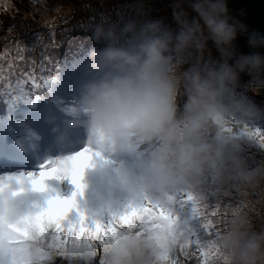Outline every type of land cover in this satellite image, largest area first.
Segmentation results:
<instances>
[{
  "label": "clouds",
  "instance_id": "1",
  "mask_svg": "<svg viewBox=\"0 0 264 264\" xmlns=\"http://www.w3.org/2000/svg\"><path fill=\"white\" fill-rule=\"evenodd\" d=\"M19 3L41 42L53 28L90 34L85 81L65 109L85 147L57 161L68 173L87 150L85 170L109 181L123 210L103 223L41 217L0 184V264H264V34L227 0H172L170 20L138 0L115 20L93 0ZM19 11L0 0V16ZM114 156L129 163L109 166Z\"/></svg>",
  "mask_w": 264,
  "mask_h": 264
},
{
  "label": "rangeland",
  "instance_id": "2",
  "mask_svg": "<svg viewBox=\"0 0 264 264\" xmlns=\"http://www.w3.org/2000/svg\"><path fill=\"white\" fill-rule=\"evenodd\" d=\"M13 2L20 8L19 12L12 13L15 19H12L11 15L0 16V19L4 21L3 24H0V99H5L12 93L17 92V90H19V85L25 86L23 81H28L29 75L34 76L36 63L39 61V58L35 56L31 46L33 41L41 43L40 40L37 39V33L44 31L39 29L37 24L33 23L31 20H23L22 16L26 9L20 5L19 0H13ZM93 2L96 3L97 11H107L112 16V19L115 20L117 10L126 4L136 2V0H103V7L100 6L97 0H93ZM138 2L141 5L143 13L147 17L152 19H171L170 4L172 0H138ZM79 15L87 17L88 13L83 12L79 13ZM36 19L39 20L40 17L37 16ZM9 29H11V32H9ZM54 38L61 46L70 41L79 40L83 42V47L76 45L66 53L62 55L58 54L59 60L62 61V70L60 73H62L64 69L68 70L69 68L76 72L83 63V59L86 55V47L89 43L91 44L90 34H86L79 29H73L71 32L62 35L61 28H53L48 34H45L43 44L47 43L54 48ZM76 55H78V57H76ZM25 56L30 59V61L27 62V72L25 71L26 66H24ZM54 58L55 57H53V59ZM69 61L70 63L68 64ZM65 79L67 81V78ZM64 85V83L58 84L57 89H64L61 88ZM40 86H44V84H40ZM72 93L77 92L76 90H71L70 94ZM256 99L258 101H264V98L259 92L256 93ZM13 118L15 121L14 131L17 133L15 135L16 138L25 137L28 133H32V126L35 125V131L42 140H39L38 148L30 154H22L19 152H13L12 154L9 148H14L16 151H18V149L15 146L7 147L4 142L0 141V180H4L7 177L23 176L26 178L29 175L17 173L16 176H14L19 170H32L31 168H36L34 171L40 172L42 166L45 165L46 162L56 161L59 157V155L56 156L57 153H53V151L62 149V145L60 144L64 137V132H54V129H44L42 123L36 119L34 120V124H32L28 122L27 119L17 114L14 115ZM65 121L66 120L62 121L60 127L67 129L71 139L78 142L84 129L69 128L65 125ZM49 141H52V143H49ZM10 156L16 157L18 160L14 161L11 160V158L6 160L7 158H4ZM117 160L119 164L129 163L119 157H117ZM108 165L117 164L108 163ZM50 167L51 165H49V168ZM38 174L39 173L32 175L37 176ZM83 175L84 179L81 182L83 188L81 191H78L67 179H61L55 176L45 178V191L43 192L32 190L30 183L18 184L11 182V185L14 186L16 191L25 194L24 197H26V199L24 200L26 206L33 211L43 210L47 206L49 199H73L74 206L67 214V219L70 221H77L83 217L89 222L103 223L110 214L118 213L123 210L122 197L115 192H113L111 196L109 195L110 191H112L109 181L106 179H97V173L94 167L86 169ZM54 184H56L58 188L55 196L51 193L52 189L48 186ZM87 193L90 194L88 195ZM96 195H103V197L106 198V206L96 204L92 201L93 198L96 199Z\"/></svg>",
  "mask_w": 264,
  "mask_h": 264
},
{
  "label": "trees",
  "instance_id": "3",
  "mask_svg": "<svg viewBox=\"0 0 264 264\" xmlns=\"http://www.w3.org/2000/svg\"><path fill=\"white\" fill-rule=\"evenodd\" d=\"M43 43L44 41L41 43L33 41L31 46L35 56L39 58V61L36 63L34 76L29 75L28 81H23L25 86L19 85V90H17V92L12 93L5 99H0V129L6 128L11 120V115L15 110H18L19 107H34L37 111L38 109L51 108L57 110L56 106L64 105L62 96H69L73 86L79 87L84 83L85 76L79 69L76 72L75 70H71V68L68 70L64 69V71L60 73L62 70V61L59 60L58 57V54L62 55L76 45L83 47L82 41L66 42L58 50H54L49 44ZM92 46L93 44L91 41V44L89 43L86 47L85 53H87L88 49ZM53 57L56 58L53 59ZM76 57H78V55H76ZM28 61H30V59L25 56L24 66H26V72ZM57 62L58 66H56ZM41 65H43V69ZM65 78H67V81ZM63 79H65L66 82L61 88L64 89H57V85L61 84ZM40 84H44V86H40ZM70 99H72V97H70Z\"/></svg>",
  "mask_w": 264,
  "mask_h": 264
},
{
  "label": "snow or ice",
  "instance_id": "4",
  "mask_svg": "<svg viewBox=\"0 0 264 264\" xmlns=\"http://www.w3.org/2000/svg\"><path fill=\"white\" fill-rule=\"evenodd\" d=\"M43 69V65H41ZM87 150L81 152L78 156L72 157L71 161L73 163L72 170L68 173L62 171V166L65 164L64 161H49L42 166L41 171L37 176L29 174L26 178L21 177H7L4 180H0V184H11L15 182L18 184L30 183L31 188L34 191H45L44 181L48 177H58L61 179H67L72 185L76 187L78 191H81L83 185L80 182L83 176L85 168L89 165V157L86 154ZM49 165L51 167L49 168ZM74 206V200L69 199H49L47 206L41 211L40 216L46 218H63L69 212V210ZM134 215V213H133ZM39 218V217H38ZM83 218V217H81ZM131 217H123L122 222L127 223ZM99 228V225H97Z\"/></svg>",
  "mask_w": 264,
  "mask_h": 264
},
{
  "label": "water",
  "instance_id": "5",
  "mask_svg": "<svg viewBox=\"0 0 264 264\" xmlns=\"http://www.w3.org/2000/svg\"><path fill=\"white\" fill-rule=\"evenodd\" d=\"M229 13L234 18L246 24L249 31L264 34V0H227ZM239 50L248 53L245 37L238 38ZM264 98V91L259 92Z\"/></svg>",
  "mask_w": 264,
  "mask_h": 264
}]
</instances>
